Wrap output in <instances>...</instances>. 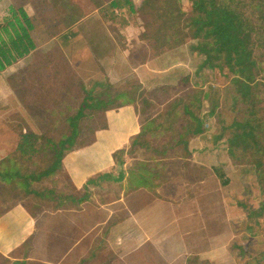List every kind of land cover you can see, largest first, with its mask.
<instances>
[{"label": "crops", "instance_id": "obj_1", "mask_svg": "<svg viewBox=\"0 0 264 264\" xmlns=\"http://www.w3.org/2000/svg\"><path fill=\"white\" fill-rule=\"evenodd\" d=\"M0 6L7 11L15 2L0 0ZM60 18L67 21L73 16ZM41 50L36 44L33 52L0 72L3 107L20 105L11 75L21 70V64L40 68ZM81 54L86 60L85 52ZM174 55L139 65L119 61L118 53L101 61L109 80L99 87L110 84L115 89L121 73L128 71L143 91L134 95L135 102L102 113L105 128L95 129L91 145L66 152L62 172L78 196L87 188L89 198L75 208L55 207L44 217L22 204L0 212V258L30 264H234L228 250L234 225L228 221L225 199L219 200L220 183L213 172L230 161L226 151L220 150V142L207 126L200 133V112L197 124L187 117L178 124L175 119L164 122L178 94L159 105L148 93L172 84L157 82L164 80L160 74L169 69ZM143 104L153 108L152 116ZM169 114L175 113L170 110ZM10 133L0 141V164L17 146ZM119 151L123 152L121 164L113 157ZM104 173L121 174L122 180L87 184ZM104 186L113 190L108 193L110 187ZM96 192L113 198L94 201Z\"/></svg>", "mask_w": 264, "mask_h": 264}, {"label": "rangeland", "instance_id": "obj_2", "mask_svg": "<svg viewBox=\"0 0 264 264\" xmlns=\"http://www.w3.org/2000/svg\"><path fill=\"white\" fill-rule=\"evenodd\" d=\"M114 1L118 2L116 8L111 6L112 0H14L15 6L10 7H25L34 20L33 38L42 49L39 53L41 67L32 69V66L21 64V70L11 75L13 77L11 84L20 105L3 107L0 104V141L10 133L7 129L14 130L11 133L16 134L18 129L25 128L27 132L32 131L39 135L53 137L57 142L69 133L68 118L76 114L88 92L105 98V95L103 96L105 89L98 86L101 83H108L109 80L101 64L105 57L118 53L119 61L131 65L152 60L149 44L142 38V35H147L146 17L144 19L140 14L143 0ZM126 1L132 3L133 10H130ZM181 9L182 17L169 33V36L179 39L178 43L171 51L165 53L166 55L175 53L174 59L171 58L173 61L169 69L164 74H160L164 80L157 82L172 83L170 85L176 89L174 93L178 94L176 101L184 97L183 89L178 85L179 82L189 74L195 76V70L201 61V58L187 56L189 46L195 43L190 34L198 16L192 13L189 0H181ZM0 15H8V9L6 11L0 6ZM60 15H72L73 18L65 21L60 18ZM2 21L0 20V24ZM68 22L70 25L65 26ZM177 27L182 31L181 37L178 36V38ZM65 29L76 33V36L66 40V43L62 38ZM261 31L263 35L256 37L253 54L257 67L249 68L248 73L254 79L252 83L253 98L256 103L254 110L260 113L255 119L262 123L260 139L264 145V23ZM81 52H85L86 60ZM31 59L33 58L30 57L26 63L28 64ZM182 63L188 64L187 67ZM202 77L205 82L204 90L207 91L209 98L205 103H199L198 109L201 105L202 110L199 111L201 120L211 131L209 134L215 136L222 129L228 128L233 121L243 120L247 106L235 96L230 83L231 75L222 77L214 69L212 73L202 72ZM209 77H212V80ZM120 80L121 83L116 86L117 89L115 88L117 92L121 88L119 93L128 89L129 85L135 87L138 83V79L129 75L128 71L121 73ZM110 87L114 89L112 85ZM136 93L137 91L128 92L127 95L133 96ZM147 104L150 105L149 102ZM148 105L143 104V108H147V113L152 116L153 108ZM193 110L197 111L195 104ZM211 110L213 115L209 117ZM173 117L176 124L184 122V116L180 115L179 109L174 116L170 117V120H173ZM164 122L170 121L164 118ZM102 123L101 112L86 111V116L78 124L80 136L76 140L77 145L89 142L93 131ZM224 135L227 138L229 133L225 131ZM10 149L12 154L6 157L5 165L9 163L6 166L11 167L10 161H12L23 174L39 171L52 161L51 156L48 160L43 159V154L34 156L31 160L23 159L13 153V148ZM225 149L224 144L221 143L220 150L225 152ZM236 155L234 162L230 160L227 164L221 163L225 166L224 171L230 184L226 187L218 184L219 200L221 198L222 202L225 199L230 211L228 221L232 226L234 225L228 250L233 255L234 264H244L250 260V256L260 258L261 255L263 259L260 264H264V164L261 167L263 171L260 176L261 183L253 167V163L259 160L264 163V148L255 155L242 157L240 152H236ZM126 159L129 162L130 157ZM117 171H113L112 174L116 175ZM112 190L113 187H110L108 193ZM33 192L38 194L34 195ZM96 193L94 201L113 198L112 195ZM79 194L72 189L71 183L62 171L56 176L33 182L28 189L17 181L8 184L0 181V212L15 204H22L38 214V217H44L49 215L55 207L75 208L77 205L73 204L68 197L77 198ZM248 213L256 214L246 223L254 230L237 232L236 226ZM258 214L260 217H257ZM246 224L243 223V225ZM241 254L243 257H240ZM0 264L30 263L0 258Z\"/></svg>", "mask_w": 264, "mask_h": 264}, {"label": "trees", "instance_id": "obj_3", "mask_svg": "<svg viewBox=\"0 0 264 264\" xmlns=\"http://www.w3.org/2000/svg\"><path fill=\"white\" fill-rule=\"evenodd\" d=\"M189 2L192 13L198 16L190 34L195 43L189 46V53L196 59L201 58V61L195 70L196 75H188L178 84L183 89L184 97L178 101L174 99L172 106L167 109L172 110V114H176L179 109L181 116L189 118L191 122L195 120L196 124L199 123L197 115L202 108L200 105V109H198V104L209 98L207 91L204 90L205 82L202 72L212 73L216 69L222 77L231 75L230 83L233 86L235 96L247 106L245 116L243 120L233 121L228 128L222 129L219 134L213 137L220 142L219 144H224L228 158L233 162L237 158L236 152H240L242 157L250 154L255 155L264 148V145L260 139L262 123L255 119L260 113L254 110L256 107L252 87L254 79L248 73V69L257 67V61L253 54L255 53L256 37L263 35L261 30L264 23V0H189ZM126 3L130 10H133L132 3L130 1H126ZM111 6L116 8L118 2L112 0ZM140 14L144 19L146 17L147 35H142V38L147 40L149 44L150 57L156 59L171 51L179 40L169 36V33L182 17L181 0H143ZM177 29L178 34L176 36L178 38V36L181 37L182 31L179 27ZM34 30V20L23 8L9 7L8 15L3 18L0 24V72L35 50ZM74 36L76 33L67 30L63 33L62 38L67 42ZM209 78L212 80V77ZM104 89L103 96L105 95V98L101 95L95 96L92 93H87L76 114L68 118L69 133L57 142L53 137L30 131L10 133L18 141L13 151L16 156L31 160L34 156L43 154V159L48 160L51 156L52 161L41 170L27 174L21 173L12 161H10L11 167L6 166L9 163L0 164V181L7 184L17 181L25 189H28L33 182H40L45 178L56 176L62 171V160L66 152L81 146H89L95 141L94 130L89 142L77 145L76 140L80 136L78 124L86 116V111L103 113L119 106L131 104L135 102V94L130 96L127 95L128 92L143 91L139 82L135 87L129 85V88L123 90L122 93H119L121 88L117 92L115 89L112 90L109 84ZM175 90L174 86L163 85L150 90L148 93L152 100L161 105L169 99V96H172ZM194 104L197 111L193 110ZM170 110L167 111V114L165 113V119L168 121L173 116L169 114ZM212 115L213 111L211 110L209 117ZM200 126L202 127L200 133H204V122L200 121ZM102 127L105 128L104 121L98 128ZM225 131L229 133L227 138L224 135ZM196 134H198V130H196ZM122 154V151L113 154L119 164H121ZM263 164L261 160L253 163L254 173L260 179V183L262 182L260 176L263 172L261 170ZM222 167V164L217 165L213 168V172L220 185L226 187L230 184V180ZM121 180V174L114 177L111 173H104L98 175L96 179H90L87 184L95 185L98 182H119ZM32 194L38 193L33 192ZM68 198L73 204H80L87 201L89 193L85 188L82 196L77 198L70 196ZM255 213L246 214V217L241 219L236 226V231L249 230L252 232L254 229L246 223L251 221L253 216H256ZM257 217L260 215L258 214ZM244 222L246 225H243ZM262 256L260 258L250 256V260L244 264H260L263 259ZM240 257H243V254Z\"/></svg>", "mask_w": 264, "mask_h": 264}]
</instances>
